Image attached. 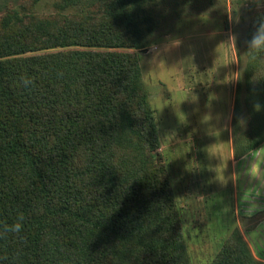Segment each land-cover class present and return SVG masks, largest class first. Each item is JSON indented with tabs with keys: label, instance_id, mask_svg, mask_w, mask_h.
<instances>
[{
	"label": "trees",
	"instance_id": "obj_1",
	"mask_svg": "<svg viewBox=\"0 0 264 264\" xmlns=\"http://www.w3.org/2000/svg\"><path fill=\"white\" fill-rule=\"evenodd\" d=\"M149 1L103 0L100 17L3 22L0 264H191L141 57L118 50L146 47ZM261 23L264 11L249 40ZM247 80L252 120L240 131L237 101L236 159L264 141V76ZM20 214L21 230L5 231ZM240 236L210 264H264Z\"/></svg>",
	"mask_w": 264,
	"mask_h": 264
},
{
	"label": "rangeland",
	"instance_id": "obj_2",
	"mask_svg": "<svg viewBox=\"0 0 264 264\" xmlns=\"http://www.w3.org/2000/svg\"><path fill=\"white\" fill-rule=\"evenodd\" d=\"M101 1L0 0V30L5 21L19 24L16 16L22 23L100 17ZM144 7L153 18L146 47L118 50L141 57L142 82L157 115V153L168 167L191 264H210L226 240L240 235L264 262V141L248 152L256 153L259 169L239 185L226 123L232 94L240 105V131L249 130L247 76L254 85L264 76V57L251 61L248 36L264 0H151Z\"/></svg>",
	"mask_w": 264,
	"mask_h": 264
},
{
	"label": "crops",
	"instance_id": "obj_3",
	"mask_svg": "<svg viewBox=\"0 0 264 264\" xmlns=\"http://www.w3.org/2000/svg\"><path fill=\"white\" fill-rule=\"evenodd\" d=\"M193 94H195V91L194 92L192 91V99H195V96ZM230 95H231V102L228 103V109L226 112V120L228 122L226 121V123L230 130L229 131V136L231 138L230 141H232V137H231L232 136V130H231L232 118L231 117L232 115H234L235 100L233 99L232 94ZM195 103H197L196 99H195ZM231 147H232V142H231ZM231 152L232 153H230V160H231V165L233 169V175L235 176L234 179L237 182V184L240 185V183L242 182V176L244 174L250 173L253 169L255 170L259 169V162L256 159L257 158V155H255L256 153H247L241 158L236 159L234 156V151L232 149H231ZM254 181H255V184L259 183V179H255Z\"/></svg>",
	"mask_w": 264,
	"mask_h": 264
},
{
	"label": "clouds",
	"instance_id": "obj_4",
	"mask_svg": "<svg viewBox=\"0 0 264 264\" xmlns=\"http://www.w3.org/2000/svg\"><path fill=\"white\" fill-rule=\"evenodd\" d=\"M248 44H249V48L251 49L264 51V23H261L257 27L255 33L249 40ZM23 83L25 86H28L31 83V81L28 79H24ZM23 219H24L23 215L20 214V216L18 217V221L12 226L6 227L5 231L19 232L22 228L21 221H23Z\"/></svg>",
	"mask_w": 264,
	"mask_h": 264
}]
</instances>
